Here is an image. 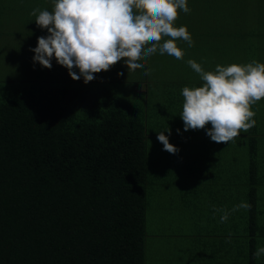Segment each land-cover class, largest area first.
I'll return each instance as SVG.
<instances>
[{
    "label": "trees",
    "instance_id": "obj_1",
    "mask_svg": "<svg viewBox=\"0 0 264 264\" xmlns=\"http://www.w3.org/2000/svg\"><path fill=\"white\" fill-rule=\"evenodd\" d=\"M19 1L29 14L54 10L49 0ZM190 1L174 26H186L197 45L229 46L204 55L199 47L191 59L205 71L264 63V0ZM35 19L31 35H48ZM232 45L246 55L227 59ZM180 66L164 80L145 76L142 90L132 82L125 96L106 83L69 81L65 70L55 79L41 71L0 82V264H164L162 239L187 252L179 264H264V254L253 255L264 247V98L251 106L255 126L227 144L206 134L210 123L182 134V89L204 82ZM161 131L175 154L158 141ZM170 180L183 210L205 203L207 216L176 236L150 233L160 226L149 210ZM241 203L250 208L233 211ZM159 207L166 216L175 201L162 194Z\"/></svg>",
    "mask_w": 264,
    "mask_h": 264
},
{
    "label": "clouds",
    "instance_id": "obj_2",
    "mask_svg": "<svg viewBox=\"0 0 264 264\" xmlns=\"http://www.w3.org/2000/svg\"><path fill=\"white\" fill-rule=\"evenodd\" d=\"M179 10L190 12L187 0H55L52 12L34 9L31 13L37 26L49 33L38 37L37 46L30 49L35 53L33 60L50 69L55 59L72 79L83 77L87 84L95 79V73L108 71L121 60L128 72L143 69L139 61L157 50L183 59L177 41L187 42L188 47L193 41L186 26H174ZM187 64L204 83L182 89L180 115L185 131L204 129L210 123L206 134L216 143L227 144L255 126L252 118L256 113L251 106L264 98V63L217 65L215 71H205L195 60ZM157 139L165 151H178L164 131ZM240 208L249 209L250 205L241 203L233 211ZM227 220L225 212L220 222ZM262 254L264 247H258L253 255L259 259Z\"/></svg>",
    "mask_w": 264,
    "mask_h": 264
},
{
    "label": "rangeland",
    "instance_id": "obj_3",
    "mask_svg": "<svg viewBox=\"0 0 264 264\" xmlns=\"http://www.w3.org/2000/svg\"><path fill=\"white\" fill-rule=\"evenodd\" d=\"M49 4L55 5V1L48 2ZM188 6L191 5V1L187 0ZM26 5L28 7H26ZM21 4L19 0H0V82H3L7 77H17L20 74L25 75L28 78H35L38 72L44 71V76L46 78L55 79L57 75L61 73V71H67V75H64L66 79L69 81H73L72 77L69 75L68 69L56 62L55 59L52 60V68H46L39 64V62H34L33 57L35 53L30 49H34L37 44L32 40L30 41L29 35L31 38L34 36L31 33L35 32L34 27L31 25L33 21V15L29 14L28 11L30 9V4ZM20 9H24L22 15L20 13ZM179 13H183L182 10H179ZM38 27V26H36ZM179 27V26H175ZM47 36V35H46ZM37 39L36 37H34ZM169 37H165L164 39H168ZM38 40V39H37ZM193 46L188 47L187 43L184 44L182 50L184 52L183 59H177L175 61V57L168 55L167 53L161 55L159 50L154 53L152 56L147 57L144 60L139 61L144 64L143 69H137L136 71H129L125 65L124 61L121 60L113 65L108 71H101L100 73H95V79L84 83L83 77H81L80 81L86 87H90L97 84H108L112 88L114 86L117 87V94L124 95V91L132 89L131 83L137 81L139 84L138 89L142 90L143 88V78L148 76L149 74L155 75L157 79L164 80L165 77L170 74L169 70H175L177 68L189 66L187 61L191 58L200 55L198 52L199 47L203 48V55L209 53L211 51L214 54V51L219 49L222 51H226L229 48L228 44H203L197 41L198 45L195 44L194 38H192ZM150 46V45H148ZM146 46V47H148ZM231 47V46H230ZM232 49H236L235 53L225 56L227 59H240L242 55H246L245 51L241 46H233ZM223 52V54H224ZM215 55L211 57L214 59ZM192 60V59H191ZM202 64V63H200ZM233 64H241V63H233ZM231 65V64H230ZM207 66V65H206ZM229 66V65H227ZM79 72V69H74ZM150 70L149 74L145 75V71ZM120 73H123L122 75ZM64 78L61 76L59 79ZM50 79V80H51ZM97 81H104L98 82ZM93 82V83H92ZM92 83V85H90ZM95 83V84H94ZM89 84V85H88ZM137 88H135L136 90ZM184 130V129H183ZM190 130V129H189ZM188 131V130H187ZM182 132V131H181ZM187 132L184 130L182 134H186ZM171 184L167 187V190L161 192H157L155 196V209L154 211L149 210L148 216L149 221L151 223L159 224V229L149 228L150 233H157L166 236H176L178 234H182V231H190V226L182 227V224L190 225V223H195L193 220L195 216H198L201 212L203 216H207L205 203L203 205V209H187L183 210L180 202V194L181 192L179 185H175L174 180H170ZM173 193L171 196L168 194ZM163 198H166V203H169L170 198L175 201V207L173 211H169L167 209L166 216L163 217L159 214V204ZM179 198V201L177 200ZM201 203L199 202V207H201ZM152 208V207H150ZM181 211V212H180ZM158 220H163L165 222H157ZM165 224H174L176 226L172 227H162ZM178 225V226H177ZM177 238V237H176ZM164 243V251L162 252V260L164 264H168L169 261L172 263H178L179 260L186 259L187 252L182 251L177 248V246H173L168 240L162 239ZM177 245V243H175Z\"/></svg>",
    "mask_w": 264,
    "mask_h": 264
},
{
    "label": "crops",
    "instance_id": "obj_4",
    "mask_svg": "<svg viewBox=\"0 0 264 264\" xmlns=\"http://www.w3.org/2000/svg\"><path fill=\"white\" fill-rule=\"evenodd\" d=\"M173 142V141H172ZM162 146H164L163 144H162ZM171 175H174L175 176V174L173 173V174H171ZM169 178H170V176H169Z\"/></svg>",
    "mask_w": 264,
    "mask_h": 264
}]
</instances>
